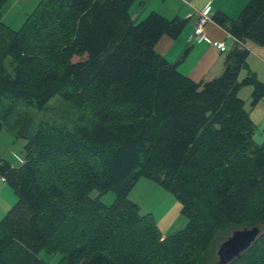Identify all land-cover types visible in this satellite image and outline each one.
Returning <instances> with one entry per match:
<instances>
[{
  "label": "trees",
  "instance_id": "1",
  "mask_svg": "<svg viewBox=\"0 0 264 264\" xmlns=\"http://www.w3.org/2000/svg\"><path fill=\"white\" fill-rule=\"evenodd\" d=\"M134 1L40 0L16 30L0 0V130L18 104L42 112L55 95L79 113L71 128L9 126L26 153L19 168L0 158L17 197L0 221V264H46L41 251L60 255L56 264H211V250L216 260L233 230L252 226L260 235L229 264H264V146L238 96L250 86L251 107L264 98L253 74L238 81L243 44L264 46V0L235 20L212 16L236 45L219 77L198 82L155 51L186 19L135 21ZM141 178L174 196L186 218L163 241L152 215L127 199ZM93 189L116 198L105 206L88 197Z\"/></svg>",
  "mask_w": 264,
  "mask_h": 264
},
{
  "label": "crops",
  "instance_id": "2",
  "mask_svg": "<svg viewBox=\"0 0 264 264\" xmlns=\"http://www.w3.org/2000/svg\"><path fill=\"white\" fill-rule=\"evenodd\" d=\"M39 1L9 0L2 9L3 22L9 25L15 16L28 11L26 16L23 15V21L17 25L21 26L27 15L34 10ZM249 2L250 0H135L129 8V14L135 21L142 20L151 12H156L167 20H172L176 17L181 20L186 19L185 27L180 35L175 39L163 36L156 44L155 51L168 64L175 65L180 74L195 82L201 80L210 81L221 75L224 70L226 56L236 45L234 38L212 21V16L216 12H221L229 19L235 20ZM14 9L16 13L11 15ZM197 12H204L210 18V22L205 26V38L202 41H196L192 37L194 31L193 18ZM135 13H137L136 16H134ZM8 18L10 21H8ZM212 41L224 43L227 51L225 53L218 52L211 46ZM243 47L248 51L247 67L239 72L238 81L245 79L251 73L260 83L264 84V46L246 42ZM185 51H187L186 55L183 56ZM251 94L252 87L247 86L240 89L238 96L243 100L244 106L249 113V118L255 127L252 136L254 142L257 145L264 146V98L256 106L251 107ZM143 185H145V188L156 189V186L152 183L150 184V182H143ZM14 198H17L15 193L12 196L8 188H4L0 193V221L5 216V213L15 205ZM176 204L178 205V203ZM178 207L180 213V204ZM164 219L165 222L163 224L162 220L156 224L163 236H166L167 233L162 231H164L166 225L171 226L174 220H166V217Z\"/></svg>",
  "mask_w": 264,
  "mask_h": 264
},
{
  "label": "rangeland",
  "instance_id": "3",
  "mask_svg": "<svg viewBox=\"0 0 264 264\" xmlns=\"http://www.w3.org/2000/svg\"><path fill=\"white\" fill-rule=\"evenodd\" d=\"M27 12L28 11H25L23 14L15 16V18L11 21L8 18V21H10L9 26L12 29H15V27H18L16 30L19 29L20 26L17 25L23 21V15L26 16ZM15 13L16 10L14 9L11 15H14ZM136 15L137 13L134 14V16ZM78 116V111H76V109L73 108L69 103L64 101L59 95H55L42 112L35 110L31 106L18 104L15 114H13V117L10 118L9 124H3L1 127L0 158L9 163L12 168H19L24 163L26 153L25 140L16 135L15 129L10 128L11 125L17 123V121L30 119L35 124V126H37L41 120H45L53 122L60 127L64 126L71 128V126L76 122ZM22 124L18 123L19 126ZM143 182H150V184H154L156 189L153 190L148 187L145 188ZM4 188H8L12 196L14 195V190L7 183L2 186L0 193ZM88 197L93 200L97 199L105 206L110 205L116 198L113 191L101 193L98 189L91 190L88 194ZM127 199L138 207L140 215L151 214L156 223L162 220L163 224L165 222V217L166 220L173 219V224L171 226L166 225L164 231H162L167 233L166 236L172 235L179 231L185 226L187 222L185 216L179 213V202L175 199V197L157 183L149 179H139L128 193ZM16 202L17 198H14V204ZM176 203H178V205ZM157 228L159 229L158 226ZM210 256L211 264H216L217 257L215 260L214 250L210 251ZM39 257L46 264H56L61 256L47 254L45 251H41Z\"/></svg>",
  "mask_w": 264,
  "mask_h": 264
},
{
  "label": "water",
  "instance_id": "4",
  "mask_svg": "<svg viewBox=\"0 0 264 264\" xmlns=\"http://www.w3.org/2000/svg\"><path fill=\"white\" fill-rule=\"evenodd\" d=\"M259 235L260 228L257 226L233 230L231 234L217 246V264H229L240 257L251 247Z\"/></svg>",
  "mask_w": 264,
  "mask_h": 264
},
{
  "label": "built area",
  "instance_id": "5",
  "mask_svg": "<svg viewBox=\"0 0 264 264\" xmlns=\"http://www.w3.org/2000/svg\"><path fill=\"white\" fill-rule=\"evenodd\" d=\"M191 18V17H189ZM194 31H193V39L196 41H202L204 36V29L207 23L210 22V18L204 14V12H197V14L194 16ZM211 46L214 47L218 52L225 53L227 51V48L224 43L219 41H212ZM6 184V177L0 176V190L2 185ZM164 240V236L161 237L160 241Z\"/></svg>",
  "mask_w": 264,
  "mask_h": 264
}]
</instances>
